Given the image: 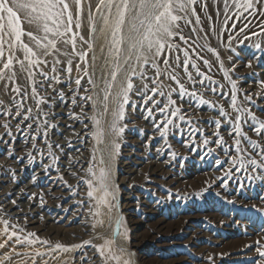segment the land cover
<instances>
[{
	"label": "rangeland",
	"instance_id": "obj_1",
	"mask_svg": "<svg viewBox=\"0 0 264 264\" xmlns=\"http://www.w3.org/2000/svg\"><path fill=\"white\" fill-rule=\"evenodd\" d=\"M67 2L72 32L64 37L47 34L57 41L55 49L38 25L28 24L25 12L17 10L22 29L32 32L39 44L24 35L23 43L35 55L26 58L17 45L12 67L0 79V244H4L0 264H105L95 246L106 240L113 241L106 255L119 257L107 259L106 264H122L129 258L133 264H264L260 255L264 251V167L254 169L247 163L250 159L259 163L264 155V130L257 135L254 129L259 125L247 111L231 107L235 91L237 109L250 110L264 120V16L236 8L234 0H227V6L225 0H196L176 13L182 18L160 56L149 53L148 63L141 66L134 55L125 62L126 44L119 61L109 54L110 33L100 31L104 25L95 7L98 0H82L79 29L74 0ZM124 30L127 33L128 25ZM73 35L75 51L71 43H64ZM3 47L0 69L9 55L8 44ZM85 52L81 60L79 54ZM29 59L37 63L30 65ZM117 63L120 70L113 96L126 87L127 77L133 85L124 119L118 122L124 131L118 136L110 130L117 105L110 96L104 113L103 101L105 81H111ZM177 81L187 90L183 98ZM89 96L91 100L85 99ZM169 99L175 103L168 104ZM37 100L42 101L39 106ZM176 108L180 111L173 116ZM221 108L226 116L219 115ZM93 115L105 131L101 145L92 137ZM238 115L244 133L240 137L234 131ZM64 123L76 126L67 128ZM79 124L81 146L64 151L61 143L74 139L72 132L79 130ZM236 139L241 140L240 153ZM249 139L259 147L253 149ZM113 141L119 144L114 159L109 155ZM94 147L105 150L110 190L116 195L112 203L118 205L111 213L100 207L99 216L94 215L96 201L87 196L84 182L91 179L90 161L94 170L101 166L100 153L93 160ZM235 157L239 159L234 165ZM240 161L245 162L243 167ZM118 216L124 218L119 227ZM3 221H8L7 226ZM125 227L128 239L120 235ZM28 233H35L28 240L38 237L49 243L29 244L24 239ZM57 243L68 250L55 248Z\"/></svg>",
	"mask_w": 264,
	"mask_h": 264
},
{
	"label": "snow or ice",
	"instance_id": "obj_2",
	"mask_svg": "<svg viewBox=\"0 0 264 264\" xmlns=\"http://www.w3.org/2000/svg\"><path fill=\"white\" fill-rule=\"evenodd\" d=\"M76 6V28L79 29L80 23V14L82 11L81 4L82 0H74ZM196 0H98L96 4V11L100 13V18L103 20V27L100 29L101 33H110V39L108 43L109 54L114 56L117 61H119L120 56L123 49V45H127V56H125V62L130 60L133 55L135 56L137 61L142 62L143 64L148 63L149 53H152L154 56H160L161 52L164 50L166 43L169 38L174 35V28L177 27V21H179L182 17L177 15V12L185 11L189 5L195 4ZM234 4L236 8H243L245 11L252 10V15H256L257 12L261 16H264V7H258L259 5H264V0H234ZM225 5L227 6V0H225ZM23 10L26 14V21L28 24H37L38 28L45 33L44 39L48 40V45H50L53 49L56 48L57 41L55 39H49L47 34H51L53 37H64L67 33L72 32V22L73 15L70 11V6L67 0H0V57L4 56V44H8L9 46V55L6 61L3 64V69H0V79H3V71L5 69H11L13 62V50L19 45L20 48L26 53V58L34 56L35 53L33 50L25 43H23L22 37L27 35L32 40H36L39 44V40L32 32H25L21 26V18L18 15L17 10ZM106 9V11H105ZM227 11V7H226ZM193 15H195V10H193ZM90 20H93L94 17L92 15L89 16ZM6 21V23H5ZM197 23H200L199 17H197ZM51 24V26H50ZM125 25H128V31L125 33ZM247 25H245V28ZM91 31H95L94 25L91 28ZM244 29H241L243 32ZM261 31H264V26L261 27ZM255 35V33H254ZM5 37L8 39L6 40ZM75 35L71 36L70 39L64 40V43H71L73 46V51H75ZM184 39V37H181ZM232 37H229L231 40ZM243 43V41H241ZM89 49L91 50L92 44L89 43ZM168 47L172 46L168 44ZM257 48L260 45H256ZM114 49V51H113ZM154 50V51H153ZM209 51L215 52L214 49L209 48ZM80 59L84 60L87 56V53H80ZM95 59V57H93ZM59 61H57L58 63ZM37 61L29 59V64H35ZM71 63V61H69ZM165 65L168 64V61H164ZM204 63L207 65L208 61L205 60ZM188 61L185 60V66H187ZM155 66V64H154ZM192 67H196L195 64H192ZM79 69V65H77ZM120 70V65L117 63L113 70L111 71V81H105L106 90L103 96L104 101V113L108 112V100L109 97H113V101L116 103L117 107L112 112L113 120L110 124V130L115 135H120L123 133L124 128L118 127V122L124 119L125 110L124 105L129 102V92L131 91L133 85L130 82V77H127L128 83L126 87H122L121 90L113 96L111 89L113 88V84L117 79V73ZM55 71V69H53ZM71 72V68L68 69ZM135 71V70H133ZM159 72V69L157 68ZM85 75H87V68L84 69ZM225 78L228 77V72H224ZM173 80H176L175 76L171 77ZM189 79L191 80V76L189 75ZM57 82H59L57 80ZM89 83H92L91 79ZM155 83V81H153ZM179 84V81H177ZM202 83V82H201ZM76 84H80V80H76ZM232 87L235 90L236 84L233 81ZM262 87H264V82H262ZM179 94L181 98L186 94L187 90L185 89L183 84H179ZM14 91H19V89H14ZM157 91L156 88L152 89V92L155 93ZM215 91V89H213ZM33 95H36V90L33 88ZM63 93H61V96ZM160 95L163 96L164 92L161 91ZM192 96H195L196 93H191ZM85 99L91 100L92 97H86ZM148 99H151L149 97ZM248 99H251L248 97ZM41 100H37V105L41 103ZM2 103V102H0ZM153 103H156L153 101ZM175 102L169 99L168 104H174ZM201 104L207 103V101L201 100ZM22 107L21 105H17V109ZM133 108L136 107L135 104L132 105ZM168 105H165V108L160 109L161 112H164ZM231 107L233 110L239 111H247L248 117H250L259 127L255 128L254 131L259 135L262 130H264V120L258 119L250 110L246 109H237V99L236 93L233 91L232 99H231ZM96 102L93 101V110L95 112ZM180 111L179 108H176L172 115L175 116ZM264 111V110H262ZM31 112V109L28 110ZM8 114L7 112L5 113ZM19 111H17V115H19ZM219 115L221 117L226 116V112L223 108L220 109ZM30 116H25V120L30 119ZM93 121L94 131L92 132V137L95 141L96 145H101L105 143L104 129L100 128L99 125L101 121L97 119L95 115L90 117ZM180 119H184L183 116ZM236 123L234 127V131L237 137L243 136L241 125L239 123L241 117L236 116ZM168 123H171L169 120ZM216 125L219 128L220 121H216ZM4 127L7 129L8 125L5 123ZM31 127V125H29ZM167 124H165V128ZM17 129L19 130V125H17ZM39 130V128H38ZM11 133H9L10 135ZM161 135H164L163 129H161ZM35 139V137H33ZM245 139L247 137L245 136ZM207 142V141H205ZM221 141H217L220 143ZM249 145L252 146L253 149L259 147L257 141L248 140ZM235 144L237 145V153H240L242 149L239 147L241 144L240 139L235 140ZM113 151L109 153L110 157L114 159L115 155L118 152L119 144L113 141L112 143ZM104 149L99 147H94L93 149V160L96 159V153H100L99 164L101 165L97 170H94L91 161L89 162V167L87 169V173L91 176V179H87L84 182L88 186L87 196L96 201L97 210L94 212V215H100V207H107L108 212L111 213L113 208H117L118 205L113 204L112 201L116 199L115 190H110L113 188L110 180V168L106 167V161L104 157ZM239 157H235L232 159V163L235 165ZM244 161H240L241 167L244 166ZM248 164L252 165L255 169L256 167H264V155L261 156L260 162L258 163L256 159H250L247 161ZM239 171V169H237ZM251 178V177H250ZM62 179V177H61ZM95 182V183H94ZM5 226H7L8 221H3ZM102 223V221H100ZM124 223L123 216H118L117 218V226H121ZM95 226V225H94ZM17 227L13 225V228ZM22 231V230H21ZM5 232H7V227H5ZM16 233L13 232L12 236H15ZM125 239H128V230L125 227L123 233H120ZM35 233H28L24 238L28 240V237H34ZM11 239V236L9 237ZM43 243L48 244L49 241L43 240L40 241L37 237L35 240H28L29 244L35 243ZM17 243H21L19 237H17ZM84 244H89L90 241H84ZM113 241L106 240L103 245L95 246L97 251L100 253L102 257L105 259V264L107 259L115 258L119 259V257H110L106 255V253L111 252V245ZM4 247V244H0V248ZM73 248H79L80 245H73ZM55 248L62 249L67 251L68 249L64 248L63 245L57 243ZM123 251V249L121 250ZM37 255H41V253H37ZM260 255L264 256V251H260ZM131 254H129V257ZM4 259H8L7 256ZM122 264H133L132 260L126 259L122 261Z\"/></svg>",
	"mask_w": 264,
	"mask_h": 264
},
{
	"label": "bare ground",
	"instance_id": "obj_3",
	"mask_svg": "<svg viewBox=\"0 0 264 264\" xmlns=\"http://www.w3.org/2000/svg\"><path fill=\"white\" fill-rule=\"evenodd\" d=\"M75 121V120H74ZM79 121H77V123H78ZM76 123V122H75ZM80 124H81V122H79ZM65 124V127H75L76 126V124H70V125H68L67 123H64ZM77 125L78 127L76 128V129H79V130H76V131H73L72 132V129H71V131L70 132H72L73 134H74V139L71 141V140H66V139H64L63 140V142L61 143V145L60 146H62V148H63V150L64 151H69V150H71V149H75V148H77V147H80L81 146V144L79 143V140H81V137H79V138H77V136H79L80 134H81V132H83V130L81 129V125ZM70 129V128H69ZM82 130V131H81ZM65 131V130H64ZM79 132V133H78ZM71 143H74L73 145L71 144ZM78 143V144H77ZM40 214V213H39ZM39 230V229H38Z\"/></svg>",
	"mask_w": 264,
	"mask_h": 264
}]
</instances>
